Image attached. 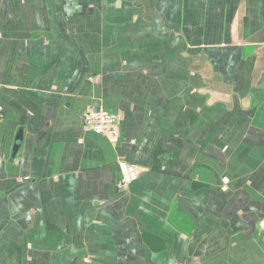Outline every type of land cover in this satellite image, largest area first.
<instances>
[{
    "label": "crops",
    "instance_id": "crops-1",
    "mask_svg": "<svg viewBox=\"0 0 264 264\" xmlns=\"http://www.w3.org/2000/svg\"><path fill=\"white\" fill-rule=\"evenodd\" d=\"M0 264H264V0H0Z\"/></svg>",
    "mask_w": 264,
    "mask_h": 264
},
{
    "label": "built area",
    "instance_id": "built-area-1",
    "mask_svg": "<svg viewBox=\"0 0 264 264\" xmlns=\"http://www.w3.org/2000/svg\"><path fill=\"white\" fill-rule=\"evenodd\" d=\"M85 128L107 136L109 141L117 144L121 135V114H114L103 109L89 108L84 116ZM121 177L117 183L120 192L128 191L130 185L139 177V169L135 164L125 160L119 161Z\"/></svg>",
    "mask_w": 264,
    "mask_h": 264
},
{
    "label": "water",
    "instance_id": "water-1",
    "mask_svg": "<svg viewBox=\"0 0 264 264\" xmlns=\"http://www.w3.org/2000/svg\"><path fill=\"white\" fill-rule=\"evenodd\" d=\"M18 138H19V139H22V135L20 134V135L18 136ZM17 147H18V145H16L15 150L17 149Z\"/></svg>",
    "mask_w": 264,
    "mask_h": 264
}]
</instances>
